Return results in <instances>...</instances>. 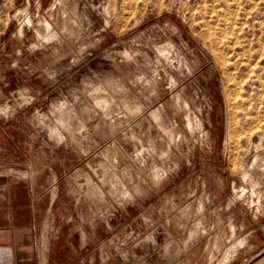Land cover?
I'll return each instance as SVG.
<instances>
[{"label":"rangeland","instance_id":"rangeland-1","mask_svg":"<svg viewBox=\"0 0 264 264\" xmlns=\"http://www.w3.org/2000/svg\"><path fill=\"white\" fill-rule=\"evenodd\" d=\"M0 242L264 264V0H0Z\"/></svg>","mask_w":264,"mask_h":264},{"label":"crops","instance_id":"crops-1","mask_svg":"<svg viewBox=\"0 0 264 264\" xmlns=\"http://www.w3.org/2000/svg\"><path fill=\"white\" fill-rule=\"evenodd\" d=\"M30 247L0 242V264H36Z\"/></svg>","mask_w":264,"mask_h":264}]
</instances>
